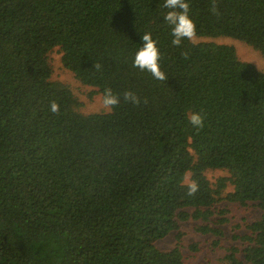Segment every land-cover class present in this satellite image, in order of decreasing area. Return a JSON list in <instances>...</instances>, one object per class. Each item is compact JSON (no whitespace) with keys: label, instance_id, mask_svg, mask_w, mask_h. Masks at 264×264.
<instances>
[{"label":"trees","instance_id":"obj_1","mask_svg":"<svg viewBox=\"0 0 264 264\" xmlns=\"http://www.w3.org/2000/svg\"><path fill=\"white\" fill-rule=\"evenodd\" d=\"M188 2L196 37L232 38L264 56V0H217L219 15L212 0ZM164 3L0 0V264H184L180 243L162 251L157 242L190 219L222 237L226 219L213 218L224 201L262 212L226 260L264 264V72L231 45H173ZM145 33L165 81L133 67ZM57 48L77 80L121 103L81 113L52 78ZM209 170L230 177L212 184Z\"/></svg>","mask_w":264,"mask_h":264},{"label":"rangeland","instance_id":"obj_2","mask_svg":"<svg viewBox=\"0 0 264 264\" xmlns=\"http://www.w3.org/2000/svg\"><path fill=\"white\" fill-rule=\"evenodd\" d=\"M192 41L195 43L215 42L231 45L235 47L237 55L242 61L252 63L258 70L264 72V56L260 51L244 42L232 38L213 39L196 36L193 37ZM49 58L53 68V80L62 82L72 89L80 103L79 111L81 113L88 115L109 112L102 107V97L95 88L82 84L70 71L63 67L62 53L59 48L51 52ZM206 176L212 184H215L219 178L230 177L227 170H209ZM186 181L190 183V174L187 175ZM232 191L233 186L228 185L225 194ZM218 208L219 211H226L224 215L219 213L213 218L214 222L226 219L223 224H218V227L223 231L222 237L200 233L198 227L202 223L190 219L182 221L179 230L157 242V247L162 251H171L180 243L184 254V264H229L225 257L231 253L230 249L236 247L242 250L246 247V243L238 237L250 233L247 224L259 220L262 212L256 204L241 206L227 201L220 203ZM179 233H182L181 240L178 239ZM239 256L242 258L243 255L239 254Z\"/></svg>","mask_w":264,"mask_h":264},{"label":"clouds","instance_id":"obj_3","mask_svg":"<svg viewBox=\"0 0 264 264\" xmlns=\"http://www.w3.org/2000/svg\"><path fill=\"white\" fill-rule=\"evenodd\" d=\"M164 7L169 9L165 19L172 29L171 35L174 37L172 40L173 45L180 46L183 40H192L196 35V24L190 16V3L188 0H165ZM210 10L214 14L219 15L217 0H212ZM142 41V47L135 54L133 67L151 73L157 80H167L168 77L161 70L160 66L162 54L158 47V42L153 39L151 33H145L142 36ZM184 55L187 56V53H184ZM95 68L98 69L99 65L95 64ZM123 100L135 105H139L141 102L140 97L132 91H125L123 93ZM120 103L121 98L119 94L114 93L111 88L104 90L102 107L105 110H111ZM49 108L51 112L58 113L60 106L53 100L50 102ZM189 120L196 128H203L204 126V117L199 113L191 114ZM188 187V195H194L198 191V185L194 181Z\"/></svg>","mask_w":264,"mask_h":264}]
</instances>
